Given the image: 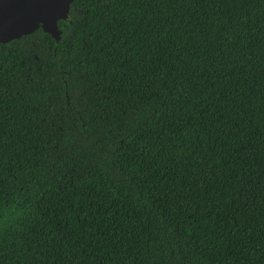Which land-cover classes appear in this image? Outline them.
I'll list each match as a JSON object with an SVG mask.
<instances>
[{"label": "trees", "instance_id": "1", "mask_svg": "<svg viewBox=\"0 0 264 264\" xmlns=\"http://www.w3.org/2000/svg\"><path fill=\"white\" fill-rule=\"evenodd\" d=\"M0 43V264H264V0H75Z\"/></svg>", "mask_w": 264, "mask_h": 264}, {"label": "water", "instance_id": "2", "mask_svg": "<svg viewBox=\"0 0 264 264\" xmlns=\"http://www.w3.org/2000/svg\"><path fill=\"white\" fill-rule=\"evenodd\" d=\"M75 0H0V43L10 42L42 28L57 41L59 20L70 19Z\"/></svg>", "mask_w": 264, "mask_h": 264}]
</instances>
